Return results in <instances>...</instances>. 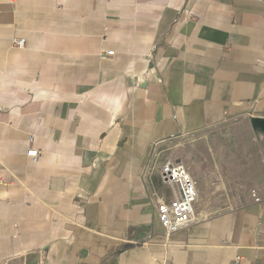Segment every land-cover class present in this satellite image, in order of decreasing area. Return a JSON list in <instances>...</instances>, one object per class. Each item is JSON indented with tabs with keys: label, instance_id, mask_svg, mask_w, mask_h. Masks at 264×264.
<instances>
[{
	"label": "crops",
	"instance_id": "crops-1",
	"mask_svg": "<svg viewBox=\"0 0 264 264\" xmlns=\"http://www.w3.org/2000/svg\"><path fill=\"white\" fill-rule=\"evenodd\" d=\"M168 161L197 194L171 234ZM10 259L264 264V0H0Z\"/></svg>",
	"mask_w": 264,
	"mask_h": 264
},
{
	"label": "built area",
	"instance_id": "built-area-1",
	"mask_svg": "<svg viewBox=\"0 0 264 264\" xmlns=\"http://www.w3.org/2000/svg\"><path fill=\"white\" fill-rule=\"evenodd\" d=\"M13 44L18 48L25 47L26 39L15 37ZM113 51H109L111 54ZM33 140V137H30ZM40 151L31 148L27 155L37 161ZM161 178L164 182L176 186V197L170 204H163L158 207V214L167 234L178 231L188 225L194 213V203L197 198L195 181L185 168L178 161H168L162 167Z\"/></svg>",
	"mask_w": 264,
	"mask_h": 264
},
{
	"label": "rangeland",
	"instance_id": "rangeland-1",
	"mask_svg": "<svg viewBox=\"0 0 264 264\" xmlns=\"http://www.w3.org/2000/svg\"><path fill=\"white\" fill-rule=\"evenodd\" d=\"M0 264H21L19 259H10L7 261H2Z\"/></svg>",
	"mask_w": 264,
	"mask_h": 264
}]
</instances>
